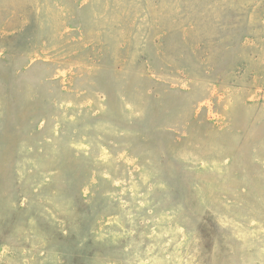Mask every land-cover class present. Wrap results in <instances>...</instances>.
Returning <instances> with one entry per match:
<instances>
[{
  "label": "rangeland",
  "instance_id": "374dc122",
  "mask_svg": "<svg viewBox=\"0 0 264 264\" xmlns=\"http://www.w3.org/2000/svg\"><path fill=\"white\" fill-rule=\"evenodd\" d=\"M0 264H264V0H0Z\"/></svg>",
  "mask_w": 264,
  "mask_h": 264
}]
</instances>
